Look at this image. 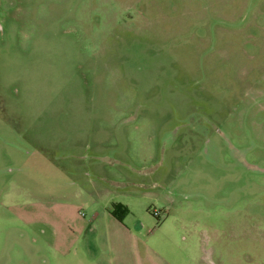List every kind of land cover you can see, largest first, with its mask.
Masks as SVG:
<instances>
[{"label": "rangeland", "instance_id": "rangeland-1", "mask_svg": "<svg viewBox=\"0 0 264 264\" xmlns=\"http://www.w3.org/2000/svg\"><path fill=\"white\" fill-rule=\"evenodd\" d=\"M83 262L264 264V0H0V264Z\"/></svg>", "mask_w": 264, "mask_h": 264}, {"label": "trees", "instance_id": "trees-1", "mask_svg": "<svg viewBox=\"0 0 264 264\" xmlns=\"http://www.w3.org/2000/svg\"><path fill=\"white\" fill-rule=\"evenodd\" d=\"M130 213L129 209L127 206L118 203V204H113L112 209H111V214L116 217L119 220H124V218Z\"/></svg>", "mask_w": 264, "mask_h": 264}, {"label": "built area", "instance_id": "built-area-1", "mask_svg": "<svg viewBox=\"0 0 264 264\" xmlns=\"http://www.w3.org/2000/svg\"><path fill=\"white\" fill-rule=\"evenodd\" d=\"M154 215H155V216H159V215H158V212H155V214H154Z\"/></svg>", "mask_w": 264, "mask_h": 264}, {"label": "crops", "instance_id": "crops-1", "mask_svg": "<svg viewBox=\"0 0 264 264\" xmlns=\"http://www.w3.org/2000/svg\"><path fill=\"white\" fill-rule=\"evenodd\" d=\"M92 235V234H91ZM82 236V235H81ZM82 264H84V262L82 263Z\"/></svg>", "mask_w": 264, "mask_h": 264}]
</instances>
